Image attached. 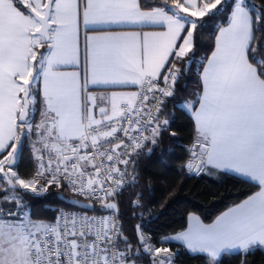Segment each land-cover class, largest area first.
<instances>
[{"label": "snow or ice", "instance_id": "obj_1", "mask_svg": "<svg viewBox=\"0 0 264 264\" xmlns=\"http://www.w3.org/2000/svg\"><path fill=\"white\" fill-rule=\"evenodd\" d=\"M176 111L192 128L180 171L249 191L210 222L129 233L123 209L142 217L155 191L140 157ZM256 250L264 0H0V264H248Z\"/></svg>", "mask_w": 264, "mask_h": 264}, {"label": "trees", "instance_id": "obj_2", "mask_svg": "<svg viewBox=\"0 0 264 264\" xmlns=\"http://www.w3.org/2000/svg\"><path fill=\"white\" fill-rule=\"evenodd\" d=\"M255 2L259 3L260 0ZM167 111L169 113L173 111L171 102ZM172 131L176 133L174 137L170 135ZM191 135L190 121L180 111H176L170 131L164 133L154 151L147 154V149L144 150L146 154L140 157L137 165L141 185L145 186L150 182L155 191L152 193L151 202H147L149 194L147 188H144L146 206L142 217L140 209L136 210V219H131L130 209L127 207L123 209L125 228L129 233L136 224L143 222L146 232L156 235L171 234L186 226L189 212H194L205 222H210L233 200L242 198L239 196L240 192L249 191V185L231 176L202 174L189 177L186 172H181L180 165L187 160ZM26 166L27 162H22L21 170ZM63 195L68 197L71 194L65 192ZM241 259L240 255L224 256L222 264H240ZM246 259L248 264H264V252L256 250ZM183 264H200V261L184 256Z\"/></svg>", "mask_w": 264, "mask_h": 264}, {"label": "crops", "instance_id": "obj_3", "mask_svg": "<svg viewBox=\"0 0 264 264\" xmlns=\"http://www.w3.org/2000/svg\"><path fill=\"white\" fill-rule=\"evenodd\" d=\"M125 31H128V30H135V29H123ZM146 31H152V30H161V29H144ZM126 90H129V91H134L135 89L134 88H129V89H126Z\"/></svg>", "mask_w": 264, "mask_h": 264}, {"label": "rangeland", "instance_id": "obj_4", "mask_svg": "<svg viewBox=\"0 0 264 264\" xmlns=\"http://www.w3.org/2000/svg\"><path fill=\"white\" fill-rule=\"evenodd\" d=\"M40 206H38L37 208H39ZM39 215H48V213H43V212H39Z\"/></svg>", "mask_w": 264, "mask_h": 264}]
</instances>
